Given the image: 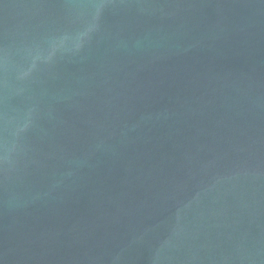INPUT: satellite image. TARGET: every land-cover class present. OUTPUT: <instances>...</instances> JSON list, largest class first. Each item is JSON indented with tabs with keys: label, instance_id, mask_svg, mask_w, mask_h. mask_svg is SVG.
Masks as SVG:
<instances>
[{
	"label": "water",
	"instance_id": "obj_1",
	"mask_svg": "<svg viewBox=\"0 0 264 264\" xmlns=\"http://www.w3.org/2000/svg\"><path fill=\"white\" fill-rule=\"evenodd\" d=\"M0 264H264V0H0Z\"/></svg>",
	"mask_w": 264,
	"mask_h": 264
}]
</instances>
